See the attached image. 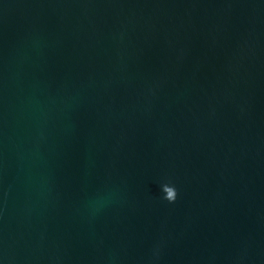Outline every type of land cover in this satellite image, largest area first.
Segmentation results:
<instances>
[{
	"label": "water",
	"instance_id": "water-1",
	"mask_svg": "<svg viewBox=\"0 0 264 264\" xmlns=\"http://www.w3.org/2000/svg\"><path fill=\"white\" fill-rule=\"evenodd\" d=\"M0 264H264V0H0Z\"/></svg>",
	"mask_w": 264,
	"mask_h": 264
},
{
	"label": "clouds",
	"instance_id": "clouds-1",
	"mask_svg": "<svg viewBox=\"0 0 264 264\" xmlns=\"http://www.w3.org/2000/svg\"><path fill=\"white\" fill-rule=\"evenodd\" d=\"M163 191L165 193V199L169 201H175L177 197V190L176 188L171 184H164L163 185Z\"/></svg>",
	"mask_w": 264,
	"mask_h": 264
}]
</instances>
